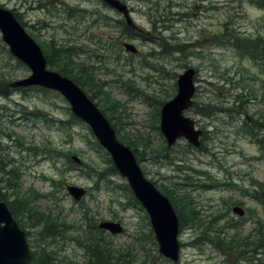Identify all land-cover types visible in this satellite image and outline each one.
I'll return each mask as SVG.
<instances>
[{"label":"rangeland","instance_id":"rangeland-1","mask_svg":"<svg viewBox=\"0 0 264 264\" xmlns=\"http://www.w3.org/2000/svg\"><path fill=\"white\" fill-rule=\"evenodd\" d=\"M5 1L19 8L28 22L45 20L48 27H27L35 40L55 46L92 71L94 81L118 102L115 128L143 152L145 176L175 196H188L198 216L192 226L179 229L178 260L165 259L143 240L149 234L145 212L129 204L125 179L109 174L107 157L91 142L90 130L83 124H52L69 117L68 101L52 90L9 87L8 96L0 95V176L4 160L13 159L6 168H18L19 191L30 205L67 226L64 237L41 241L39 229L29 224L33 220L19 212L24 230H32L37 256L44 244L50 250L49 242V256L56 257L53 264L87 263V250L75 238L80 235L86 242L96 231L110 248L123 247V253L130 248V264H264V204L259 199L264 187L257 184L264 185V121L263 131L253 135L246 121L264 116V63L232 44L237 36L264 37V9L247 0H122L141 30L137 32L148 37L128 40L125 33L122 37L114 32L117 25L124 29L122 15L101 0H65L64 8L50 0L52 6L36 12L31 11V0ZM124 41L138 52H126ZM187 67L196 70V104L185 114L206 134L200 151L188 150L180 139L165 157L154 110L174 96L177 75ZM0 72L8 84L29 73L9 59L1 45ZM208 106L213 109L206 116ZM174 153L193 170H181L177 164L183 161L172 159ZM75 155L88 166L73 164ZM100 172H107L109 183H96ZM68 184L87 189L82 201L72 200ZM13 198L8 195V201ZM235 205L243 208L242 215L232 211ZM85 211L88 217L83 219ZM105 220L120 221L123 231L112 235L100 230L98 223Z\"/></svg>","mask_w":264,"mask_h":264},{"label":"water","instance_id":"water-1","mask_svg":"<svg viewBox=\"0 0 264 264\" xmlns=\"http://www.w3.org/2000/svg\"><path fill=\"white\" fill-rule=\"evenodd\" d=\"M103 1L122 13L128 26L136 28L125 3L121 0ZM0 32L9 52L30 70L29 75L11 82L10 85L12 87L39 85L55 89L64 96L70 104L71 111L88 123L96 139L110 154L118 172L128 181L136 199L147 211L159 253L176 261L179 254L177 240L179 228L175 210L170 200L144 177L132 151L118 141L107 118L73 80L47 69L40 45L26 32L10 10L1 7ZM124 46L127 50L136 52L132 43H125ZM194 75L193 68L180 73L176 94L161 106L159 128L165 135L168 145L179 137H185L192 144L198 145L201 130L194 129V121L183 115V110L191 104L195 88ZM66 189L75 200H79L85 192L82 187L75 185H68ZM232 210L239 215L244 213L238 205ZM98 226L112 233L122 230L120 224L113 221H103ZM31 259V249L25 231L6 203L0 201V264H30Z\"/></svg>","mask_w":264,"mask_h":264},{"label":"trees","instance_id":"trees-1","mask_svg":"<svg viewBox=\"0 0 264 264\" xmlns=\"http://www.w3.org/2000/svg\"><path fill=\"white\" fill-rule=\"evenodd\" d=\"M247 1L253 3L258 8L264 9V0H247ZM126 28L127 27L124 26L122 33H125L126 30H128V28L127 29ZM232 44L239 50L241 54L246 55L253 60L256 59L257 57L261 58V60H263V63H264V46L262 43V39L260 37L252 39L249 36H237V40L232 42ZM0 45L4 49V52L6 53L9 59L14 60L18 66L27 70V67L22 62L15 59L9 53L6 45L2 42L1 38H0ZM40 46L42 48V51L46 59V63L48 65L55 66L56 69L54 70H57L61 74L66 75L67 77L72 79L76 84H78L86 92V94L89 96V98H91V100L95 101L96 99L95 103L98 105L100 111L107 117V119L111 123V126L115 129L117 133V129L115 128L117 124L115 122V114L118 113L116 111L118 107V102L112 99L109 93L103 90L102 87L94 81V78H93L94 76L92 74V71L88 70L86 65L83 63L73 62L72 58H70L69 55L59 53L56 50L55 46L49 45L48 43H47V46L44 43H40ZM9 87L10 86L7 83V78L3 75L2 72H0V95L2 97H6L9 95L11 91ZM95 87H98L99 89L94 91ZM174 88H175V84H174ZM15 89L20 90V91H26L28 89H43L46 93L50 92V90H47L45 88H41L38 86L17 87ZM211 109L213 108L208 106L207 110L210 113H205L206 116L212 113ZM154 112L156 113V117L158 118L159 108L156 107ZM68 115L69 117H67L65 120H56L57 122L54 121L52 124H56L58 126L65 124V127L67 128H71L73 127V125H76V124H83L69 110H68ZM259 118L261 122L264 121L263 114H259ZM156 120L158 121V119ZM155 128L158 129V126L155 125ZM248 131L250 134H253L251 133V130H248ZM117 136L121 142H123L124 144H127L132 149V151L135 154L136 160L140 162L143 152L142 151L137 152L136 145L135 144L133 145V143H131L128 140L126 141L122 135L117 133ZM91 142L93 143V145L99 148L104 153V155H106L107 160L109 162L108 163L109 171H110L109 174L111 173L117 174V171L115 167L112 165V162L110 158L108 157V154L103 150L101 146H99V144L96 141L91 140ZM186 146L190 147L189 145H186ZM201 148L202 146L200 145L198 148L193 149V151L194 150L200 151ZM43 149H41L40 151H43ZM46 150L51 152V150H48V149ZM172 150L174 149L165 147V151H166L165 157H168V152ZM176 155H179V154L178 153L172 154L171 155L173 157L172 159L178 158ZM183 158H184L183 156L182 158H178L179 159L178 161H183L182 164H177V165H181L180 166L181 170H187V169L193 170V168H191L190 165L187 164L188 162H185L184 160L185 158L184 159ZM71 162L73 161L71 160ZM12 163H13V159L8 158L4 160L1 166L2 175L0 176V183L3 182L5 184L4 186L1 187L4 189V192L1 191V188H0V200H3L6 202L13 216L15 217V219L17 220V222L20 224V226L23 229H25V224L22 222L19 212L26 214L25 217L31 218L33 221L29 224L31 225V228L35 227L39 229L37 233H39V236H40L39 239L41 241L43 239H49V241H55L56 240L55 238L59 237L60 235L64 237V234L66 231L65 227L67 226L64 225L63 223L62 224L57 223V218L51 216L49 213L44 214L36 210L35 209L36 207H32L30 205L28 201L29 199H27V197L19 191L20 184L18 183V181L20 179L19 177L21 176V174L18 171V168L14 166H10V168H6V167H9V165H11ZM82 165L88 166V164H86L85 162H82ZM198 173H201V172H198ZM106 174L107 172L98 173V178H97L96 183L99 184L100 181L109 183V180L107 179L108 177L106 176ZM182 178L188 183H191L189 182L190 181L189 178L184 177V176H182ZM152 182L171 201L173 208L175 210V213L177 215V218H178L179 229L182 230V228H184L186 225H188L187 227H190L195 223L196 220L198 221V216H196L197 212L194 210V206L191 203L192 200L188 198V196L187 197L177 196V195L175 196L172 190L169 189L168 187L163 186V184L160 185L156 183L155 180H153ZM257 184L260 187H264V185L260 184L259 182H257ZM124 188L127 189L129 192V196L126 198L127 200H129V204L138 206V202L133 197L128 185L124 184ZM8 195L14 196V198L11 199V201H8ZM18 207L20 210H17ZM82 217L83 219H86L88 217L86 215V211L82 213ZM145 218L147 219V222H148L149 234H148V239L144 238L143 240H146L147 242L152 243L153 247H157L151 227L149 226L147 215H145ZM199 221H200V218H199ZM207 229H211V228L207 227ZM26 234H27V237L29 238V243L32 248V261L30 264H53L54 261H56V257L49 256V251L53 250L51 244H49L48 242V247L50 250H46L45 244L42 245V248L40 249L41 253L39 254V257H38L37 251L35 250L36 246L33 245L32 240H31L32 230L31 231L26 230ZM92 234L93 236H91L89 240L87 237L86 242H83V240L80 238V235H77L75 238V240L77 241L80 247L86 248L88 258H90V262H94L93 259L96 260V264H130L132 262V260H129L127 258V256L130 255L131 253L130 248L128 249V251L126 250L127 251L126 253H123L122 252L123 247H118V249L110 248L109 244L106 241L97 237L96 231ZM86 235H88L87 232H86ZM137 240H140V239H137ZM261 241L264 244V234L261 235Z\"/></svg>","mask_w":264,"mask_h":264},{"label":"flooded vegetation","instance_id":"flooded-vegetation-1","mask_svg":"<svg viewBox=\"0 0 264 264\" xmlns=\"http://www.w3.org/2000/svg\"><path fill=\"white\" fill-rule=\"evenodd\" d=\"M31 1L33 2L32 8H31V11H33V12H36V11H39V10H45V9H48V7L52 6V5H50V0H31ZM25 2L27 3L28 0H25ZM61 4H62V6L64 8L65 0H57L56 6H61ZM0 7L1 8H5V9H9L13 13V16L15 17V19L24 27L26 32H28L27 31V27H32V28L48 27V25H47V23H45L44 19L32 20L31 21L32 23L24 20L23 17H22V14L20 13L19 8L8 6V4H7V2L5 0H0ZM66 8L68 10L70 9L69 6L66 7ZM69 15L70 14H67V16H69ZM29 34L32 36L31 33H29ZM125 35H126L125 37L129 38L128 40H130L134 36H139L140 38H148L146 36L144 37L143 34L136 33L133 29H130V28H128V30H126V34ZM33 39H34V37H33ZM35 41H37V40H35ZM40 43H42V42L40 41ZM194 104H196L195 101H193V105ZM246 121L247 122L250 121V123H251L250 127L252 126L254 128V131H255L256 134L261 132V131H263V129L261 128L262 127V124H261L262 122L260 121V119L255 118L251 122V119L249 117H247ZM119 223H121V222L119 221Z\"/></svg>","mask_w":264,"mask_h":264},{"label":"bare ground","instance_id":"bare-ground-1","mask_svg":"<svg viewBox=\"0 0 264 264\" xmlns=\"http://www.w3.org/2000/svg\"><path fill=\"white\" fill-rule=\"evenodd\" d=\"M122 31H123V30H122V28H121L119 25H117V26L114 27V32H120V33H121ZM101 63H102V62H101ZM188 68H193V67H187V68H185L184 70H186V69H188ZM193 69H194V68H193ZM184 70H183V71H184ZM179 74H180V73H179ZM179 74L177 75V78H176L175 84H177V79H178ZM171 158H173V157L171 156ZM93 261H94V262H90V261H89V262L84 263V264H96V260L93 259Z\"/></svg>","mask_w":264,"mask_h":264}]
</instances>
